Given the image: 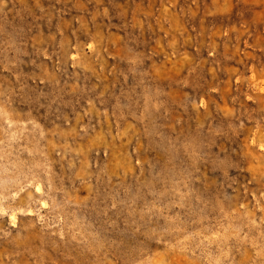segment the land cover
Here are the masks:
<instances>
[{
	"label": "rangeland",
	"instance_id": "374dc122",
	"mask_svg": "<svg viewBox=\"0 0 264 264\" xmlns=\"http://www.w3.org/2000/svg\"><path fill=\"white\" fill-rule=\"evenodd\" d=\"M0 264H264V0H0Z\"/></svg>",
	"mask_w": 264,
	"mask_h": 264
}]
</instances>
